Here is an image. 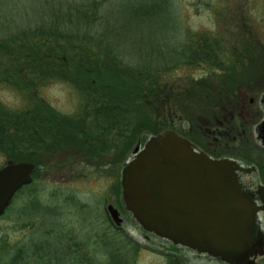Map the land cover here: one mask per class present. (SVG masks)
<instances>
[{
	"label": "rangeland",
	"instance_id": "rangeland-1",
	"mask_svg": "<svg viewBox=\"0 0 264 264\" xmlns=\"http://www.w3.org/2000/svg\"><path fill=\"white\" fill-rule=\"evenodd\" d=\"M93 1L99 3L98 15L103 17L97 33L115 47L125 63H139L140 66L149 62L151 65L159 64L157 70L165 74L163 83L181 85L180 90L183 91L178 97L194 96L196 91L191 92L189 88H194V79L202 77L208 69L199 66L198 62L189 65L190 62L184 60L187 57H182L187 50L190 56L191 51H199L197 60L200 62L207 51L206 58L210 60L205 61L207 65L215 66L220 62L235 73L231 81L233 85L225 81L218 85L221 89L230 88L231 99L237 96L232 102L237 103L236 109L230 117L235 127H228L229 132L221 125L211 127L208 122L203 129L192 127L190 123L194 121L191 118L177 121L178 127L175 128L193 137L189 140L211 158L236 161L240 167L236 172L239 183L242 189H246L243 192L250 196L249 193L264 183L263 178L245 170L253 168L254 164L264 165V149L256 141L254 133V127L264 117L260 109V99L264 94V0H0V37L30 25L48 26L53 19L51 11L57 13L62 10L59 13L65 15L67 10ZM92 46H87V49ZM204 46L207 48L203 50ZM73 50L76 49L68 47L65 52L67 72H72L75 67ZM248 62L252 63V69L244 72L246 67L241 66ZM7 63V58L0 60L1 72L5 71ZM62 65L61 60L56 64ZM216 67H221V64ZM1 72L0 106L7 112H17V116L22 118L23 113L36 107L38 113L46 117L55 114L74 119L78 115L80 99L70 83L53 80L38 91L33 90L36 87L23 91L1 81ZM214 73L216 71L211 70L208 74ZM210 95L215 98L216 93ZM203 110L200 105H194V112ZM241 121L246 122V140H243L244 125H240ZM158 129L154 127L140 135L138 143L141 149L151 136L160 133L154 134ZM0 132L9 135L13 129L4 126L0 127ZM46 144L50 148L54 144L56 146L55 138L50 137ZM224 153L227 154L219 155ZM9 156L0 152V168L10 163ZM69 156L43 154L42 161L46 167L40 170L30 185L22 188L23 193L22 189L18 190L20 192L12 198L8 211L0 216V264H32L36 258L33 262L29 258L23 261L13 259L16 256L32 257L33 254H36L40 264H57L55 254L65 261L62 264H172L174 258L179 264H227L215 256L198 253L148 233L138 224L125 207L121 187V170L124 163L131 159V152L122 163L113 165V170L106 167L111 163L110 156L98 164L94 162L92 169L81 171L77 168L69 172L62 166L58 167ZM17 162L30 161L22 159ZM86 166L84 162L83 168ZM31 189L36 190V195L28 197ZM60 191L65 193L69 205H56ZM51 195L53 198L49 199ZM108 205L117 209L122 219L119 228L115 227L106 210ZM48 216L52 217L50 222ZM55 216L62 217V225L67 230H64L67 233L65 242L58 245L56 243L61 236L54 235L45 242L44 234L45 231H53L49 227L55 224ZM56 225L59 226V223ZM37 242L43 244L42 248H34L36 252L30 249V244ZM256 264H264V255L256 258Z\"/></svg>",
	"mask_w": 264,
	"mask_h": 264
},
{
	"label": "trees",
	"instance_id": "trees-1",
	"mask_svg": "<svg viewBox=\"0 0 264 264\" xmlns=\"http://www.w3.org/2000/svg\"><path fill=\"white\" fill-rule=\"evenodd\" d=\"M99 7V3L93 1L69 9L65 15L59 13L62 10L57 13L51 11L53 19L48 26L30 25L17 28L0 37V60L7 58L8 61L5 71H0L3 75L1 81L9 82L23 91H31L34 87L36 88L33 90L38 91L44 84L53 80L64 81L71 84L80 99L79 113L74 119L57 117L55 114L46 117L43 113L42 116L36 107H32L28 113H23V116L21 113V118L17 116L19 115L17 112L9 113L0 106V127L13 129V133L9 135L0 132V152L10 155L9 162L27 159L33 163L35 166L33 180L37 178L40 170L46 167V163L42 161L43 154L70 155L58 166L68 169L69 172L77 168L81 171L92 169L95 167L94 162L98 164L110 156L111 163L106 167L113 170V165L122 163L132 152L140 135L153 130L154 127H159L154 134L164 130L160 127H165L175 129L174 131L189 139L193 137L175 128L178 127L177 121H188L192 118L194 121L190 123L192 127L203 129V125L208 122L211 127L221 125L226 132H229L228 127H235L230 117L235 112L237 103L232 102L237 96L231 99L230 88L218 87L221 81L233 85L235 73H232V70L223 67L220 62L215 66L221 64V67L207 65L205 61H210L206 58L209 53L207 51L206 57H202L203 60L200 62L197 60L199 51H191L190 56V51L187 50L182 57H187L184 60H188L189 65L198 62L199 66H206L204 69H208L205 70L206 73H202V77L194 79V88H189L191 92L196 91L194 96L178 97L179 92L183 91L180 90L181 85L163 83L162 78L165 74L157 70L159 64L151 65L149 62L146 66H140L139 63L129 65L124 62L115 47H112L103 35L97 33L103 20V17L98 15ZM87 46L92 48L87 49ZM68 47L76 49L73 50L76 60L73 61L75 67L72 72L66 71L65 52L68 51ZM205 48L207 47L204 46L202 49ZM95 49L99 50L94 51ZM60 60L63 65L56 66ZM176 65L179 63L176 62ZM251 65L252 63L248 62L241 67H246L244 72H250ZM211 70L216 73L209 75ZM218 78L220 80H216ZM212 92L216 93L215 98L210 95ZM194 105H200L204 110L194 112ZM39 111L42 112L40 108ZM240 125L246 127V122L241 121ZM243 136L245 137L243 140H246L248 136L246 131ZM50 137H54L56 141V146L54 144L51 148L46 144ZM225 154L227 153L219 155ZM83 158L87 159L83 161ZM72 161L74 162L70 164ZM84 162L87 165L85 168ZM73 164L75 165L72 166ZM20 191L23 193V189ZM35 195L36 190L31 189L28 192V197ZM64 195L65 193L60 191L56 199L57 206L70 204ZM52 198L53 195L49 199ZM50 218L52 217H47L48 222ZM55 219V224L49 227L53 231H45L44 234L45 242L54 235L61 236L60 241L56 243L58 245L65 242L67 230L62 225V217L55 216ZM56 223H59V226ZM41 244L43 242H39L40 248ZM34 245L30 244V249H34ZM62 253L64 254V251ZM56 255L57 264L65 262ZM36 257L35 254L24 258L16 256L13 260L29 258L33 262ZM40 257L41 255L39 259ZM45 259L48 263V257ZM172 264L179 262L174 258Z\"/></svg>",
	"mask_w": 264,
	"mask_h": 264
},
{
	"label": "water",
	"instance_id": "water-1",
	"mask_svg": "<svg viewBox=\"0 0 264 264\" xmlns=\"http://www.w3.org/2000/svg\"><path fill=\"white\" fill-rule=\"evenodd\" d=\"M264 146V119L255 128ZM263 134V135H262ZM34 164L7 163L0 168V216L17 191L33 181ZM238 163L211 158L171 129L151 136L121 170L126 209L148 232L227 264H255L263 245L251 237L255 213L264 210V186L258 206L238 182ZM253 170V169H252ZM249 172V170H246ZM115 225L122 219L107 206Z\"/></svg>",
	"mask_w": 264,
	"mask_h": 264
},
{
	"label": "flooded vegetation",
	"instance_id": "flooded-vegetation-1",
	"mask_svg": "<svg viewBox=\"0 0 264 264\" xmlns=\"http://www.w3.org/2000/svg\"><path fill=\"white\" fill-rule=\"evenodd\" d=\"M252 103V101H250ZM260 109L261 111L263 112L264 114V94L262 95L261 99H260ZM264 119V117H263ZM263 119L254 127V133H255V139L256 141L260 144V146L264 149V146L261 145L260 142H262V139H260L259 141L257 140V134L255 132V128L263 121ZM245 129H247V127H244L242 129V132L244 134L245 132ZM263 135V134H262ZM255 166H253V168H250V169H245V170H249V172L251 173H255L257 174V176H259L261 179L263 178L264 179V165L263 163H261L260 165H256L254 164ZM253 169V170H252ZM239 178V176H238ZM241 184V183H240ZM259 186H264V183L262 184H259L257 186V188ZM257 188L256 190H253L251 193H249V195L251 196V198L257 203L258 206H262V201H261V197L256 193L257 191ZM244 191L246 190L245 188L243 189ZM248 192V191H247ZM264 205V204H263ZM8 209V207H7ZM5 210V212L3 213V215L8 211V210ZM2 215V216H3ZM122 224V223H121ZM116 228H119L120 226H115ZM249 232L251 234V237L254 238L258 244H262L263 245V248L261 249V251L263 252V255H264V210H259L258 212L255 213V216H254V221L253 223L251 224V226L249 227ZM148 233H151V232H148ZM39 247V242H37L35 245H34V248H37L38 249ZM35 250V249H34ZM36 251V250H35ZM37 252V251H36ZM36 255V254H35ZM261 255V256H263ZM22 258V257H21ZM23 261V260H22ZM38 261L37 260V257H36V263L38 264ZM32 264H35L32 263Z\"/></svg>",
	"mask_w": 264,
	"mask_h": 264
}]
</instances>
